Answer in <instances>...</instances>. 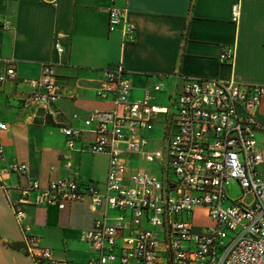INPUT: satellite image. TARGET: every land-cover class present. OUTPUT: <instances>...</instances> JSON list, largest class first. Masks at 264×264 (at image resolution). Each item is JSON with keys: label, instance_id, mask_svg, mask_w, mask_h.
I'll return each mask as SVG.
<instances>
[{"label": "crops", "instance_id": "0c3cea01", "mask_svg": "<svg viewBox=\"0 0 264 264\" xmlns=\"http://www.w3.org/2000/svg\"><path fill=\"white\" fill-rule=\"evenodd\" d=\"M237 3L241 13L233 23ZM112 5L125 9L136 26L133 41H124L121 29H109ZM6 21L8 29L3 27ZM56 42L62 53L56 52ZM228 47H234V59L221 63L219 56ZM44 63L53 64L60 88L56 118L29 101L30 89L23 82L40 77ZM117 64L131 82L132 100L150 91L151 104L168 110L155 114L152 130L144 132L148 145L142 153H123L126 177L143 172L160 178L174 101L185 79L264 85V0H0V72L13 65L18 76L0 86V122L7 125L0 131V170L25 163L42 187L71 178L83 189L94 185L104 191L109 156L82 149L95 141V132L86 128L76 149H70L60 127L83 128L91 113L113 108L112 100L101 99L98 90L106 69ZM158 82L163 88L153 91ZM258 117L264 155V104ZM156 150L163 152L162 158ZM155 156L160 161L156 168L146 169L144 159ZM25 182L18 174L0 177L8 189L0 188V264H34L23 250L24 235L12 207L20 196L18 186ZM26 213L32 233L52 249L59 264H88L92 253L85 235L97 218L116 214L106 206L93 207L89 198L64 209L27 206Z\"/></svg>", "mask_w": 264, "mask_h": 264}, {"label": "built area", "instance_id": "2783aa9c", "mask_svg": "<svg viewBox=\"0 0 264 264\" xmlns=\"http://www.w3.org/2000/svg\"><path fill=\"white\" fill-rule=\"evenodd\" d=\"M126 12L112 5L108 25L110 30L121 29L124 41H133L136 26ZM240 13L239 3L233 5V23ZM3 27L8 29L10 22ZM55 50L63 52L58 42ZM234 52V47L224 49L220 62L231 63ZM54 77L53 64L44 63L40 77L23 82L30 89L29 101L56 118L61 94ZM17 79L13 65L0 72V86ZM162 88L158 82L152 90ZM131 93L124 67L111 66L98 95L111 99L113 108L94 111L84 119L83 128L60 127L70 149H76L86 128L95 132V141L82 149L109 156L104 191L94 185L83 189L71 178L42 187L29 176L25 163L0 170V177L7 173L26 178L12 203L26 255L34 264H59L52 249L32 233L27 206L64 209L89 198L93 207L106 206L116 214L97 218L85 235L92 253L88 264H264V155L257 138L263 130L258 112L264 104V85L185 79L174 101L160 178L143 172L126 177L123 153H142L148 145L144 132L152 130L155 114L168 112L151 104L150 91L135 100ZM4 130L7 125L0 122V131ZM3 154L0 143V159ZM231 180L239 183L244 195L224 206L229 201L224 187ZM0 188L8 190L3 184ZM197 211H204L208 224L194 221Z\"/></svg>", "mask_w": 264, "mask_h": 264}, {"label": "rangeland", "instance_id": "374dc122", "mask_svg": "<svg viewBox=\"0 0 264 264\" xmlns=\"http://www.w3.org/2000/svg\"><path fill=\"white\" fill-rule=\"evenodd\" d=\"M156 153L159 154L161 156V158L163 157V152L162 151L156 150ZM159 162L160 161L155 156L153 158H145L144 162L142 164L144 165V167L146 169H151L153 167L156 168V166L158 165ZM224 189H225L226 195H227V197L229 199V201H226L224 203V206H228L230 204V201L238 200L239 198L243 197V195H244V192H243L241 186L235 180L229 181L225 185ZM245 200L246 201H250V196H246ZM194 221L197 224H202V225H206V224L209 223L207 218H206V216H205L204 211H197L196 215L194 216Z\"/></svg>", "mask_w": 264, "mask_h": 264}]
</instances>
